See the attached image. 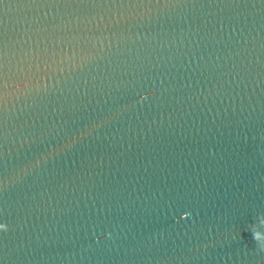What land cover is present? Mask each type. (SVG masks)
<instances>
[{
    "label": "water",
    "instance_id": "1",
    "mask_svg": "<svg viewBox=\"0 0 264 264\" xmlns=\"http://www.w3.org/2000/svg\"><path fill=\"white\" fill-rule=\"evenodd\" d=\"M264 95V0H0V264H135Z\"/></svg>",
    "mask_w": 264,
    "mask_h": 264
}]
</instances>
